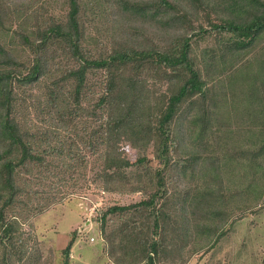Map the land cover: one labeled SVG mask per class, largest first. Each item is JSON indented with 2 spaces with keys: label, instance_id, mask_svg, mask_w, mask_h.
<instances>
[{
  "label": "rangeland",
  "instance_id": "obj_1",
  "mask_svg": "<svg viewBox=\"0 0 264 264\" xmlns=\"http://www.w3.org/2000/svg\"><path fill=\"white\" fill-rule=\"evenodd\" d=\"M169 1L175 9H165L159 0H130L135 4L128 5L120 0H79L85 57L106 58L126 49L173 52L187 38L196 68L203 76H217L209 81L211 94L188 99L179 119L173 121L175 146L170 147L168 165L160 163L156 137L136 140L133 145L122 136L118 139L119 131H109L107 119L114 115V109L96 107L111 77L105 69L90 72L76 117L59 112L62 100L73 90V82L63 78L77 63L60 42L51 43L47 53L40 52L46 58L48 75L34 85L14 84L15 110L19 118L22 115L27 124L37 127L38 153L55 144L62 150L59 163L63 160L67 165L63 168L53 162L19 172L20 205L6 214V221L20 225L17 238L21 241L16 242V249L8 248L10 264H62L70 236L75 237L70 264H148L141 261L139 251L148 235L158 238L152 235L151 211L136 207L109 215L105 231L102 216L109 207L134 206L148 200L154 189L147 188V175L155 177L158 172L165 180V199L170 200L167 210L173 218L163 235L169 248L156 264H264V154L254 166L243 153L246 146L256 152L264 139L260 135L264 124L253 116L260 110L257 82L264 75V36L238 62L242 67L238 73L221 75L219 71L227 63L221 64L219 59L211 67L209 63L225 52L222 43L226 44L230 35L213 31L211 26L228 18H246L247 14L238 16L232 11L235 0ZM68 11V0H0V58L9 57L30 68L37 53L20 36L35 41L49 25L66 22ZM136 66L126 67L125 74L144 85V94L152 104L160 96H171L185 82L183 72L167 66L153 62L141 69ZM225 75L224 83L218 85ZM59 116L61 121H57ZM108 150L135 164L125 171L124 185L120 180L109 183V188L116 186L117 191L103 189ZM214 166L218 172L214 192L224 202L210 222L215 236L208 237L191 223L190 237L186 238L179 222L182 201L203 189L206 182L212 183ZM138 174L144 175L141 184ZM136 186L140 191L132 192ZM164 201L161 196L156 209ZM225 214L232 219L218 230L216 221Z\"/></svg>",
  "mask_w": 264,
  "mask_h": 264
},
{
  "label": "trees",
  "instance_id": "obj_2",
  "mask_svg": "<svg viewBox=\"0 0 264 264\" xmlns=\"http://www.w3.org/2000/svg\"><path fill=\"white\" fill-rule=\"evenodd\" d=\"M120 3L123 5L135 4L131 3L130 0H120ZM159 3L165 9H175L174 4L169 0H159ZM232 3L231 7L234 8L232 11H235L238 16H246V13V18H228L223 20L222 23H216L211 26L213 31L230 35L228 42L226 44L222 43L226 46L225 52L215 56L211 61L213 63H209V67L217 59L221 60V64L226 65L227 63L226 68L219 71V73L221 75L228 73V77L234 76L241 70L242 67L238 62L243 60V56L247 53L246 51L255 48L264 36V0H235ZM68 6L69 11L66 22L49 25L38 38H35V41L31 40L27 35L20 36L24 44L34 47V52L37 53V57L30 68L19 62L10 61L9 57L0 58V67H3L0 68V252H3L2 256H0V264H10L8 248L11 246L12 249H16V242L21 241L17 238L20 225H17L15 221H6L7 211L13 210L20 205L19 172L27 171V168L33 165L47 166L53 162L59 163L62 155L61 148L55 144L50 145L39 154L36 148L38 146L37 127L27 124V119L22 115L19 118L15 110L14 84L17 83L23 86L34 85L50 72L46 64V58L40 52L47 53V47L54 41H58L62 46H66L68 53L77 62L68 68L67 74L63 78V81L70 80L73 82V90H71L70 96H65L62 100L64 105L59 108V112H68L70 117H76L81 111L82 94L88 86L90 72L94 69H105V71H108L111 77L105 88V94L98 100L96 107L114 109V115L107 119L109 131H119L118 139H121L120 136H122L124 139L131 141L133 145H135L136 140L156 137L159 145L158 157L160 163L165 166L169 163L168 153L170 147L172 145L175 146L173 143L175 138L171 127L173 121L178 118L182 105L195 95L203 98L209 96L212 91V87L208 86L209 81H214L217 77L213 74H205L203 76L201 70L196 68L194 60L190 56L191 43L187 38L173 52L126 49L115 51L106 58L91 60L83 55L81 46L83 31L80 24V2L79 0H68ZM150 62L158 66H167L170 69L181 71L186 75L185 82L178 90H175L169 97L160 96L156 98L154 104H152L149 96H145L144 85H140L136 79L125 74V68L130 65L136 64V68L141 69ZM221 64L218 65L221 66ZM238 65L240 67H237ZM262 66L264 69L263 64ZM225 78L226 75L219 80L218 85L223 84ZM260 80L261 82H257L261 91V96H257L260 110L253 116L258 117L259 121L261 119L264 124V75ZM140 83L142 82L140 81ZM51 98L53 99V96ZM55 100L58 101L59 99L56 97ZM55 105L57 106L58 103L55 102ZM57 121H61V116L57 118ZM260 129H262L260 135L264 137V125ZM261 142L262 144L256 152L249 151L252 147H245L248 150L243 153L249 156L247 162L251 165L256 166L258 158L264 154V139ZM61 161L59 165L64 168L67 163L63 160ZM137 163H142V160H138ZM134 165L129 160L122 158L121 155L108 150L105 154L103 177L106 182L103 189L106 191H117L118 188L116 186L109 188V183L116 184V181L120 180L124 185L127 177L125 171ZM245 165L246 163L242 167L244 168ZM215 170L216 167L213 168L215 176H213L212 183L206 182L203 189L197 190V193H194L191 198L189 196L186 201H182L179 222L183 226L184 234L182 235L186 238L190 237L189 225L191 223H194L195 228H200L203 234L208 237L212 238L215 236L216 230H212L210 222L215 217L214 215L218 213L219 207L224 203L219 198V195L214 192V184L218 180V172H215ZM109 171H112V174H109ZM137 177L138 182L140 184L143 183L144 175L138 174ZM147 177L149 181L147 188L154 189L148 200L134 206L109 207L102 216V230L105 231L106 218L109 215L125 213L136 207L151 211L150 214L154 218L151 226L153 228L152 235L153 237L158 236V238L154 240L148 235L149 238L142 240L140 251H137L142 255L141 261L145 260L148 264H156V259L162 258V254H165V249L169 248L163 235H165L164 228L166 229L167 224L170 223L173 217L170 216L167 210L170 200L165 199L167 190H165L166 184L162 172H158L155 177L149 174ZM108 178L109 181L107 180ZM138 187L140 186H136L132 192H139L140 189ZM262 195L263 193L258 197ZM161 196L165 201L159 209H156V201ZM236 197L238 196L234 198ZM175 201L179 202L181 200L177 199ZM189 208L192 209L191 213H189ZM187 213L191 215L187 216ZM226 213H228L227 210ZM229 217V214H225L224 218L219 215V219L216 221L218 222L216 228L218 227V230H220L229 223L232 219ZM175 221H177V218ZM208 230L209 232H207ZM74 242L75 237L70 236L67 246L63 250L65 260L62 264H70L69 259ZM127 249L125 248L124 250Z\"/></svg>",
  "mask_w": 264,
  "mask_h": 264
}]
</instances>
